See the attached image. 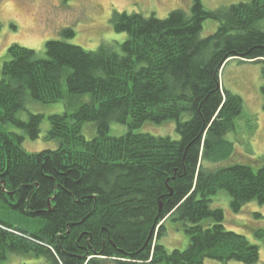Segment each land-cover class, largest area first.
<instances>
[{
  "label": "trees",
  "instance_id": "obj_1",
  "mask_svg": "<svg viewBox=\"0 0 264 264\" xmlns=\"http://www.w3.org/2000/svg\"><path fill=\"white\" fill-rule=\"evenodd\" d=\"M207 18L218 26L201 37ZM263 18L264 0L216 10L193 0L163 18L113 10L112 29L126 34L118 50L61 39L47 40L43 53L9 45L0 70V264L10 254L40 264L255 263L259 246L226 229L223 209L210 203L219 189L234 212L264 203V162L209 165L233 154L226 135L243 112L220 70L228 59L264 63ZM30 101L64 102L66 111L48 116L56 148L28 152L22 136L1 127L13 122L36 139L43 115L16 117ZM169 119L177 139L134 132ZM84 122L94 124L91 138ZM111 122L128 130L112 135ZM168 219L182 223L184 249L161 244ZM254 235L264 243V229Z\"/></svg>",
  "mask_w": 264,
  "mask_h": 264
},
{
  "label": "rangeland",
  "instance_id": "obj_2",
  "mask_svg": "<svg viewBox=\"0 0 264 264\" xmlns=\"http://www.w3.org/2000/svg\"><path fill=\"white\" fill-rule=\"evenodd\" d=\"M193 0H0V70L7 59V48L12 43L34 49L39 53L44 51V43L49 39H61L76 44L85 50H96L106 44L119 49L125 39V33H117L109 22L113 10L137 12L144 16L154 15L166 17L173 9L188 11ZM247 0H201L207 10L227 7L232 3ZM218 21L205 19L202 23L201 37L214 32ZM259 27L264 31V18L259 21ZM70 28L74 35L66 37L62 31ZM220 84L238 95L243 100V112L234 119L235 129L228 132L226 138L233 142V154L224 161L210 164L209 167H225L242 163L257 168L264 162V109L261 88L264 86V63L228 59L220 70ZM89 96L84 95V100ZM66 111L64 102L42 103L30 101L25 109L18 111L16 117L26 121L29 114L40 113L43 118L40 123L39 136L31 139L25 129L13 122L2 123L1 127L22 136V146L28 152L43 149H54L58 140L48 139L50 124L48 116ZM128 126L116 122L110 123L109 133L121 135ZM134 132H148L154 135H168L177 139L175 121L172 119L161 123L146 122L134 129ZM82 133L91 138L94 124L84 122ZM230 196L224 189H219L213 196L212 207H220L224 211V226L245 235L252 243L259 246V258L253 264H264V243L256 238L254 232L264 229V203L256 200L246 202L238 212L230 207ZM166 232L160 242L167 250L184 249L188 237L184 227L178 220L168 219L165 222ZM41 258L10 254L3 264H40ZM109 264V263H107ZM203 264H221L220 261L205 258ZM227 264H243L234 260Z\"/></svg>",
  "mask_w": 264,
  "mask_h": 264
}]
</instances>
